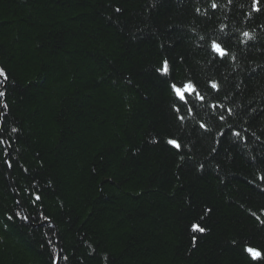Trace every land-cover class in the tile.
Here are the masks:
<instances>
[{
    "label": "trees",
    "instance_id": "obj_1",
    "mask_svg": "<svg viewBox=\"0 0 264 264\" xmlns=\"http://www.w3.org/2000/svg\"><path fill=\"white\" fill-rule=\"evenodd\" d=\"M217 2L215 14L201 16L195 0H0V68L8 75L0 264H51L60 252L67 264H264L243 251L264 252V226L246 211L264 208V195L247 183V157L233 150L231 159L217 157L220 172L201 174L177 167L165 143L196 141L197 121L215 130L213 113L230 107L234 130L253 146L251 132L264 139V11L248 18L251 0ZM243 31L255 39L242 43ZM217 37L235 60L214 59L207 45ZM164 58L177 81L192 79L206 97L193 102L195 115L183 109V128L152 71ZM210 145L209 137L197 147L199 160ZM33 193L42 199L33 203Z\"/></svg>",
    "mask_w": 264,
    "mask_h": 264
},
{
    "label": "snow or ice",
    "instance_id": "obj_2",
    "mask_svg": "<svg viewBox=\"0 0 264 264\" xmlns=\"http://www.w3.org/2000/svg\"><path fill=\"white\" fill-rule=\"evenodd\" d=\"M195 3L197 6L194 8V12L201 16H207L210 13L215 14L216 10L221 7L217 0H195ZM227 3L232 4L233 0H227ZM201 4L206 6L202 7ZM262 4H264V0H251V6L249 12L247 13V17L251 18L253 13L259 14L264 11ZM115 11L120 12L121 9L116 8ZM224 27H226V25L221 27V32L224 31ZM242 37L244 38V40L241 41L242 43H247L248 41L255 39L254 32L250 31H243ZM199 40L204 41L205 37L199 36ZM207 47H209L211 53L214 54V59H218L221 62L229 58L235 60V56L227 47L226 40H222L219 37L211 39L210 44H208ZM152 71L162 79L169 94L174 97V102L171 105L174 119L178 121L180 127L183 128L186 123V115L181 114L183 109H186L187 117L195 115L193 102L199 101L202 104L205 103V95L202 94L192 79L185 78L184 80L177 81L176 77L173 75L168 58H164L157 65H154ZM7 81V73L3 68H0V98L5 97L7 94ZM208 86L215 93H219L221 91V85L218 81L210 80L208 82ZM176 102H179V105ZM7 107L6 102H0V109H6ZM210 107L217 109L223 108V105L213 104ZM236 114L235 109L231 107L225 109L224 112L221 113L214 112L213 115L221 122L216 126L215 130L208 123L197 121L198 128L194 129V131L198 132L199 135L196 141L182 144L179 137L169 136L165 139V143L172 149L176 150L180 161L177 167H183L184 164L187 163L194 168L197 173L201 174L206 173L209 166L213 171L217 173L220 172L222 170L221 165L215 161L217 160V157L221 155H223L225 159H231L233 150H235L237 154L245 155L253 169V178L247 180V183L250 186H253L260 194L264 195V139H261V136L257 135L255 131L251 132L250 136L256 142L255 146H253L248 136L242 135L240 131L234 130L233 126L227 123V117H235ZM225 125L227 126L228 131L224 130ZM11 131L18 132V129L12 128ZM244 131L247 132V129ZM209 137L211 138V145L208 148V156L203 160H199L197 158L196 149L198 146H202L204 141L209 139ZM151 142L159 143L160 141L154 138ZM6 144H8V141L4 138L2 126H0V146ZM185 152L187 153L186 155ZM4 155H8L7 149H4ZM4 162L7 163L9 167L12 166L10 161L5 160ZM217 178L221 180V183H224L222 178L219 176ZM33 197V203L42 199V197L36 193H33ZM241 207H244V205H241ZM211 211L212 209L209 207L204 208L205 215L211 213ZM246 211L251 217H254L261 226H264V218H262L264 217V208L261 209L260 214H257L255 211H251V209H246ZM14 215L25 222L30 220L29 216L21 215L20 212H16ZM203 218L204 217L202 216L201 219ZM49 219L50 218L47 216L42 217V221H47ZM7 220L12 221L13 215H8ZM42 221H40L41 226ZM4 227L7 228L8 225L5 224ZM192 230L204 233L207 229L201 227L199 224H193ZM194 240L195 237H193V241ZM49 243L51 242L49 241ZM41 247H43V244ZM243 251L247 253L252 261H260L264 259V252L257 247L246 245L243 248ZM68 259L69 257L64 255L62 252L55 253L50 256L51 264H60L61 260L67 264Z\"/></svg>",
    "mask_w": 264,
    "mask_h": 264
},
{
    "label": "water",
    "instance_id": "obj_3",
    "mask_svg": "<svg viewBox=\"0 0 264 264\" xmlns=\"http://www.w3.org/2000/svg\"><path fill=\"white\" fill-rule=\"evenodd\" d=\"M7 157H8V155H7V156L5 155L4 159L7 160ZM6 171H7V176H8V179H9L10 185L12 186V189H13V194H14L15 198H16V199L19 201V203L21 204L20 196H19V194L17 193V191L15 190V188L13 187L10 168H9V166H8L7 163H6ZM45 222H48V220L45 221ZM45 222H44V223H45ZM58 244H59V242H58Z\"/></svg>",
    "mask_w": 264,
    "mask_h": 264
}]
</instances>
